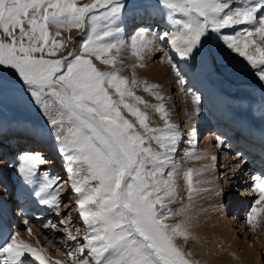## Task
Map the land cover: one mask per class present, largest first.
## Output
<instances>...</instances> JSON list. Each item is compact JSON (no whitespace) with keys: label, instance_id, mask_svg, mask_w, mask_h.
Wrapping results in <instances>:
<instances>
[{"label":"snow or ice","instance_id":"1","mask_svg":"<svg viewBox=\"0 0 264 264\" xmlns=\"http://www.w3.org/2000/svg\"><path fill=\"white\" fill-rule=\"evenodd\" d=\"M156 5L168 19V30L138 26L125 38L120 28L123 0H0V93L26 94L46 117L68 174L63 183L74 194L75 210L85 227L83 242L67 253L70 264H193L191 254L176 243L179 238L187 241L189 233L181 223L165 222L181 214L167 206L177 198L173 156L181 133L167 119L163 103L150 105L135 93L142 86L163 101L151 91L158 85L120 74L123 50H131L137 61L133 68L145 66L146 54L157 43L167 44L182 61L211 59L214 34L252 25L236 37L220 38L227 49L245 57L264 82V0H156ZM73 28L80 31L79 49L55 58L66 45L62 32ZM168 63L183 87L186 81L171 57ZM6 74L10 75L5 78ZM200 100L191 95L196 113ZM148 109L159 113L163 128L150 125ZM45 163L39 152L22 154L17 175L32 185ZM183 176L191 200L197 191L193 170ZM252 180L259 205L264 201V175ZM63 183L45 175L34 190L39 203L57 215ZM260 211L264 209L252 207L250 225L255 226ZM60 223L67 239L77 240L70 230L71 218ZM25 254L48 264L16 235L0 246V264H23Z\"/></svg>","mask_w":264,"mask_h":264},{"label":"rangeland","instance_id":"2","mask_svg":"<svg viewBox=\"0 0 264 264\" xmlns=\"http://www.w3.org/2000/svg\"><path fill=\"white\" fill-rule=\"evenodd\" d=\"M123 3L126 5L120 23L123 37L127 38L130 36L138 26L147 28L150 26L151 28L159 25L156 22V13H159L161 9L157 7L156 0H123ZM244 28L251 30L253 26L238 25L222 29L219 36L214 34V39L212 40L213 57L211 59L196 56L190 61H184L186 64L183 63V65H193L195 68L193 73L197 75L198 81L207 84L221 101L225 99L228 102L226 110L228 109L232 112L230 118L237 120L239 123L243 122L244 126H248L250 130H257L260 134H264V82L259 81L256 76L257 69L252 68L245 57L240 56L239 53L227 49L224 41L220 38L221 36L236 37L243 32ZM159 29H163L162 24L159 25ZM62 37L66 40V45L55 58L67 55L73 48L79 49L80 31L78 29L73 28L62 32ZM73 39L76 40V43L72 42ZM257 43H259L258 38ZM241 47H243L242 38ZM250 51H254V49ZM169 52L170 48L167 44L161 45L157 43L156 48L146 54L143 61L145 66L133 68L132 65L136 64L137 61L131 55V50L125 49L120 55L122 64L118 66L122 68L120 74L129 79L134 76L139 81L159 86L151 91L158 92L163 96V101L157 100L150 92H145L142 86L137 88L135 93L150 105L164 102L165 108H169L171 112L173 107L177 120H175L176 126L179 128V125L182 126V119H180L181 112L178 108V98L174 95L176 89H174L172 94L170 93L171 91L167 93L169 89L163 85V83H166L165 74L162 73L159 78V75L158 77L155 76L153 70L150 69L151 67H147V63H150L152 67L153 65L158 66V64H161L160 62L163 63L170 57L171 54ZM174 63L177 65V69H180L178 62L174 61ZM169 65L171 66L170 63ZM7 75L10 74H6L5 77ZM169 80L167 77V81ZM184 86H187V84L185 83ZM165 93L171 96H166L165 98ZM141 107L143 106L141 105ZM147 111L150 116V125L162 128L164 121L160 118L159 113L152 109ZM0 121L6 125L7 133H4V135L2 133L0 139H3V143L7 148H12L14 144H18L15 145L16 147L20 145L19 141L13 143L12 141L15 140H10L8 137V135L12 134L10 128L17 123L22 125L27 132L33 133L37 130L44 132L47 137V143L55 146L46 117L43 116L42 112L38 110V106L26 94L12 90L0 93ZM221 126H225V123L221 122L220 125H214V123L209 122L202 128H198L195 132L196 137L194 136L195 138L190 144L186 142L190 134H187L185 139L183 136L187 132L182 134L177 152L173 156L175 168H180V174L178 173L175 176L177 198L167 205L173 212L181 210V214L169 217L165 222L169 224L181 223L189 233L190 238L187 241L179 238L176 243L185 253L191 254L189 258L193 261V264H264V249L262 245L260 246L256 242L255 245L257 244V247L254 249L253 254H247L246 250H244L245 245H247L245 244L246 240L251 239L252 236H260V232L264 233V211H260L256 216L255 226L246 222L253 206L258 209H264V206L255 204L257 197L254 195L250 196L248 192L250 189L248 191L244 190L248 184L243 186L237 175L240 164L242 162L248 164L255 161L258 158V154L257 152L251 154L248 151L253 149V147L245 146L248 140L246 139L247 143L246 140L243 143L241 140L243 137L240 139V135L237 132H233L231 138L227 139L226 135L230 136L232 131L228 132ZM182 130L180 129L179 132ZM28 139L23 135L18 138V140L22 141ZM257 141L254 143L250 142L251 144L249 143L248 145H258ZM185 142L189 145L188 147L184 145L186 144ZM36 145L39 144L36 143ZM152 147L157 148V145L153 143ZM257 148L258 152L264 151L259 147ZM2 150L3 146L0 145V171L6 175L9 168L11 171L9 160L7 159L10 153L7 156L2 155V153L6 152ZM184 150H188L187 154L191 152V155H184ZM201 150L203 156L202 153L201 156L198 155ZM10 156L13 157L14 154L11 153ZM196 157H202L201 160H203L198 166V162H193ZM212 157H216V160L213 161ZM261 160L264 164V157ZM50 164L51 161L42 165L39 174L56 177L62 183L67 181L66 174L61 172V169L56 165L51 166ZM196 166L199 168L197 169ZM188 169L193 170L192 181L197 189L191 200L188 198L187 185L183 176V172ZM10 171L8 175L11 174ZM28 189V186L24 190H19L17 186H14L10 193L11 205L20 206V209L12 214L14 225L18 230L16 236L26 243L29 242V245L31 244L33 248L46 258L48 264H57V262L59 264H70V258L67 253L70 251L74 252L78 247V242H83L82 237L85 227L75 210L74 194L69 190V185L63 183L64 190L60 194L62 201L60 215H57L55 210L40 204V198L35 197L33 205L22 203L20 201L23 196L22 192H26ZM1 190L0 193L3 195ZM221 190L223 191L221 192ZM236 202H239L242 206L237 220L240 218L246 222L243 229L237 222L231 220L232 214L235 212ZM65 204L69 207L64 208L63 205ZM69 217L71 218L70 230L73 235L77 236L75 241L67 239L64 225L60 223L61 219L67 221ZM29 229L31 232L28 231ZM77 229H79V234L76 232ZM32 259L34 258L32 257ZM34 262L39 264L36 260Z\"/></svg>","mask_w":264,"mask_h":264},{"label":"bare ground","instance_id":"3","mask_svg":"<svg viewBox=\"0 0 264 264\" xmlns=\"http://www.w3.org/2000/svg\"><path fill=\"white\" fill-rule=\"evenodd\" d=\"M156 17H157L156 22H158L159 25H161V24L163 25V29L162 30L159 29V31L162 32V31L168 30L169 22H168L167 17L164 15L163 10H160L159 13H156ZM146 25H147V23H146ZM159 25L157 27L152 26L151 28L149 26L148 28H150V29H158ZM169 54L172 55L171 50H170ZM171 55H170V57L172 58L173 63H174V61L178 62V65L180 66V69H177V71H179L181 76H183V78L186 81L187 86L181 87L178 84V82H177L178 81V77L176 75V72L175 73L173 72L172 66H170L168 61H167L170 57H168L167 60L163 61V63L160 62L161 64H158V66L153 65V67H152V65L150 63H147V67H151L150 69L153 70L155 76L158 77V75H159V78H160V75L162 76V73L165 74L166 83L165 84L163 83V85H164L165 88L167 87V89H169L167 91V93L169 91H171L170 93L172 94L174 92V89H176V92H175L174 95L177 96V98H178L177 99L178 102L177 101L176 102L178 103V108H179V110L181 112L180 113L181 114V118L180 119H182V121L180 120L182 126L179 125L178 129L182 130V128H184V130H182L184 132L180 131L181 132V136H182L183 133L187 132L186 135L183 136L184 139L187 137V134L188 135L190 134L189 137H187L186 142H188V144H190L192 142V140L196 137L195 136L196 130L198 128H202L204 125H207L209 122L210 123L212 122V124L214 123V125H220V123L223 122V123H225V126H221V127H223L228 132L232 131V132H230V136L228 134L226 135L227 139L231 138L233 132L234 133L237 132V134L240 135V139L243 137L241 139L243 141V143H244V140H246V139L248 140V143H247V140H246L247 145H245V146L253 147V149L248 150V151L251 152V154L257 152L258 157L259 156L263 157L264 151L263 152H258L257 151L258 150L257 147H259V148L264 150V134H260V132H257V130H250L248 128V126L247 127L244 126L243 122L239 123L237 120H235L233 118H230V115L232 114V112H230V110H228V109L226 110L228 102L225 99L223 101H221L219 99V97L217 96V94L209 86H207V84H204L201 81H198L197 75L195 73H193V71L195 69L193 67V65H188V66L187 65H183V63L186 64V62L180 60L178 56H173V55L171 56ZM167 77L170 79L169 81H167ZM170 81H172V82H170ZM173 84H175V85H173ZM167 93H165V98H166V96H171L170 94L167 95ZM192 94L199 95L200 98H201L200 104H199V113L195 112L194 106L191 103V95ZM171 109H172V112H171V110L169 108H166V110L168 112L167 119L169 120L170 123H172L173 125H176V122H175L176 117H175V114H174L175 112H173V107ZM163 127H164V124H163ZM6 131H7L6 130V125L2 121H0V135L2 133H3L2 135H4V133H7ZM227 131H225V132H227ZM10 132L12 134L8 135L9 139L10 140H15V141H12L13 143L19 141L20 145L16 147L15 145H18V144H14L12 146V148H7V146L3 143V139H0V145L3 146V148L5 147L3 149V152L6 151V152H4V155L7 156V154L10 153L7 156V159L9 160V164H10V167H11V171H10V168H9V171L11 172L10 175H8L9 171L6 173V175L4 173H1V171H0V184H1V182H6L8 184H9V182L10 183L13 182L14 184H16V186H18L19 184H22V187L23 186H28V185L24 184L22 178L17 175V172H16L17 162L20 159V157L22 156V154H25V153H36V152L41 153L43 155V157L47 160V162L51 161V164H50L51 166L52 165L53 166L56 165L58 168H60L61 172H64V174H66V179L68 180V174L65 171L64 163L61 160V158L58 156L56 147L47 143V141H46L47 137H46L44 132H41L40 130L34 131L33 133L27 132L26 130L23 129L22 125H20L18 123L13 125L10 128ZM13 133H15V134H13ZM22 135L27 137V138H29V139L28 140H24V141L18 140V138L21 137ZM255 141L258 142V145L257 144H254L253 146L252 145H248L250 142L254 143ZM36 143L39 144V145H36ZM188 144L186 143L184 145H186V147H188L189 146ZM39 147H41V148H39ZM242 147H244V146L242 145ZM187 151L184 150L183 153H184V155L189 156V153L187 154ZM11 153L14 154L13 157L10 156ZM201 153H202V150H201L200 153H198V155L201 156ZM0 154H1V152H0ZM198 155H196V156H198ZM202 156H203V153H202ZM201 158H197L196 157V159H194L193 162H198V164L196 163L197 166H198L203 161V160H201ZM241 164H240V166H241ZM202 165H204V164H202ZM249 165H251V163H249ZM197 166H196V168L198 169L199 167H197ZM210 166H211V164H210ZM240 166H239V168H240ZM176 169H177V173H179L180 168H176ZM247 173L250 174V177L255 176V172H253L250 169H249V171ZM260 175H264V171H262L260 173ZM260 175L257 174L256 176H260ZM44 176L45 175H43V174H38V176L35 178L36 182L32 184V187L29 189V191H26V197L25 198H27V200L34 201L33 199L35 197L39 198V197H37L35 195V191L34 190H37V191L39 190V184L41 182H43ZM242 183H243L242 185H244V183L247 184L246 181H243ZM67 184L68 183H66V185ZM249 189H250V191H248ZM244 190L248 191L250 193V196L254 195V196H256L258 198V195H259L258 192H253V190H251V188H249L248 185L245 186ZM251 192H253V193H251ZM243 193H245V192H243ZM1 194L2 193H0V204L3 205V210H6L7 215L9 216L11 211H10V209H8L9 208L8 201H6L5 198L3 197V195H1ZM8 198H9V194L6 195V199H8ZM260 205L264 206V201H261ZM31 207L35 208L34 206H31ZM240 207H241V204L239 202H236L235 212H233L231 220L237 222L240 225V227L243 229V227H245L244 223H246L247 221L244 222V221H242L239 218V220H241V221L238 222L239 220H237V219L239 217V214L241 213V208ZM237 214H238V216H237ZM7 232H11V233H10L9 239L6 241V243L10 240V238L12 237L13 234L14 235L17 234L18 230H17V228L15 226H12L11 230L10 229L8 230L7 223L5 222V219H4V220L1 221L0 233L4 237ZM260 233H261L260 236L259 235L258 236H252L251 239L246 240L245 244H247V245H245V249L244 250H246L247 254H253L254 253V249L257 247L256 246L257 244L255 245L256 242L260 246L262 245V248L264 249V233H262V232H260ZM16 237H17L18 240H20L18 236H16ZM28 243L29 242H27V244ZM236 244H237V242H236ZM263 254H264V252H263ZM22 260L30 261V262L32 261V264H34V263L36 264V262H34L35 259H32V256L30 254H25V256L22 257Z\"/></svg>","mask_w":264,"mask_h":264},{"label":"water","instance_id":"4","mask_svg":"<svg viewBox=\"0 0 264 264\" xmlns=\"http://www.w3.org/2000/svg\"><path fill=\"white\" fill-rule=\"evenodd\" d=\"M6 78H7V76H6Z\"/></svg>","mask_w":264,"mask_h":264}]
</instances>
